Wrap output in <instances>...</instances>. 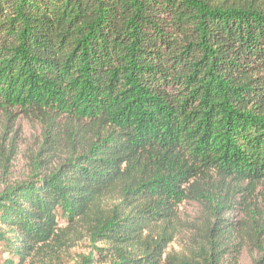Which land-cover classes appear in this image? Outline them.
<instances>
[{"label": "trees", "instance_id": "1", "mask_svg": "<svg viewBox=\"0 0 264 264\" xmlns=\"http://www.w3.org/2000/svg\"><path fill=\"white\" fill-rule=\"evenodd\" d=\"M0 115L2 264H264V0H0Z\"/></svg>", "mask_w": 264, "mask_h": 264}, {"label": "rangeland", "instance_id": "2", "mask_svg": "<svg viewBox=\"0 0 264 264\" xmlns=\"http://www.w3.org/2000/svg\"><path fill=\"white\" fill-rule=\"evenodd\" d=\"M0 115V138H4V144L0 145V184L16 183L17 181L25 180L33 174L35 170V163L40 160L42 167L46 165L54 166L61 158V153L53 155L38 153L42 141L41 129L36 125H30L25 121H21L13 128L6 125L7 123ZM18 126V128L16 127ZM7 160L8 165H2V161ZM187 210L190 212L192 218V211L188 206ZM186 212V209H184ZM186 216V213H184ZM194 220V219H193ZM63 226L64 222L62 223ZM188 229V228H187ZM185 229L182 234L177 236L169 246V251H181L189 245L188 235L190 232ZM77 232L71 233L68 248L66 250L68 259H74L78 254H84L88 250V237L84 234V230L77 228ZM5 253L0 254V264L7 259ZM247 262L249 256H246ZM16 263V262H14Z\"/></svg>", "mask_w": 264, "mask_h": 264}]
</instances>
